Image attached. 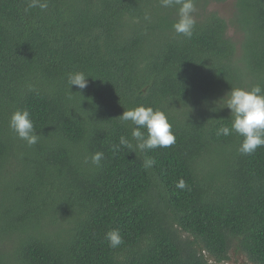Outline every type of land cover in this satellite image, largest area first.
<instances>
[{
  "label": "trees",
  "instance_id": "1",
  "mask_svg": "<svg viewBox=\"0 0 264 264\" xmlns=\"http://www.w3.org/2000/svg\"><path fill=\"white\" fill-rule=\"evenodd\" d=\"M226 1L196 0L187 38L159 0H0V264H227L232 249L264 264V147L216 135L232 87L264 88V0H235L230 21L209 8ZM77 71L88 87L70 92ZM140 105L168 114L174 145L114 149ZM24 108L31 147L9 128Z\"/></svg>",
  "mask_w": 264,
  "mask_h": 264
},
{
  "label": "clouds",
  "instance_id": "2",
  "mask_svg": "<svg viewBox=\"0 0 264 264\" xmlns=\"http://www.w3.org/2000/svg\"><path fill=\"white\" fill-rule=\"evenodd\" d=\"M159 4L162 8L176 9L178 18L172 24L173 31L177 35L191 38L196 26L194 16L196 0H159ZM47 7V0H29L27 6L28 9L39 8L41 10H46ZM144 18L151 20L149 14H145ZM89 77L82 71L70 73L67 78L69 91L72 92V86H78L81 90L87 88ZM221 100L224 101L225 107L230 109L231 122L229 125H222L216 135L227 137L235 134L242 137L238 148L242 155H252L258 148L264 147V88L259 84L250 89L232 87L231 91L226 93ZM119 119L124 123L131 122L134 127L131 131V138L121 136L119 145H115L114 149L124 146L144 152L168 148L176 142L173 125L170 123L168 114L160 109L140 105L124 111ZM9 128L17 139L24 141L29 147L38 143L40 139L31 113L27 108L17 109L12 113ZM102 158L103 153L96 152L90 160L93 165L99 166ZM85 162L87 163L88 160L86 159ZM153 163L151 158L146 157L144 160L146 168H150ZM177 187L185 188V182L180 180ZM105 238L111 248H117L123 243L119 230L114 229L107 232Z\"/></svg>",
  "mask_w": 264,
  "mask_h": 264
},
{
  "label": "rangeland",
  "instance_id": "3",
  "mask_svg": "<svg viewBox=\"0 0 264 264\" xmlns=\"http://www.w3.org/2000/svg\"><path fill=\"white\" fill-rule=\"evenodd\" d=\"M234 3L235 0H227L226 2L222 3L212 2L209 8L212 11H216L221 17L230 21L234 12ZM228 35L232 37L233 40L238 44L239 54H242V42L244 40V33L242 30L238 29L237 25L232 23V25L229 26ZM15 166H17L16 163ZM230 255L231 260L227 264H251L248 262L246 256L241 252H236L234 249H232ZM209 260H211V258H209ZM210 263L216 264L214 260L210 261Z\"/></svg>",
  "mask_w": 264,
  "mask_h": 264
}]
</instances>
